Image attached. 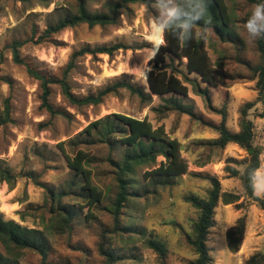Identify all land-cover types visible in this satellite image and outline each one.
I'll use <instances>...</instances> for the list:
<instances>
[{
  "label": "rangeland",
  "instance_id": "obj_1",
  "mask_svg": "<svg viewBox=\"0 0 264 264\" xmlns=\"http://www.w3.org/2000/svg\"><path fill=\"white\" fill-rule=\"evenodd\" d=\"M71 1L0 0V113L5 99L9 98L12 120L0 126V159L12 173L23 175L12 189L0 183V212L7 219L44 231L50 247L48 261L52 264H104L105 259L98 250L101 242L118 256L113 264H161L157 254L146 246L151 238L165 244L164 264H187L195 257L186 243V235L191 234L197 211L184 202V196L205 198L210 184L203 175H214L223 191L241 198L230 205L219 202L215 209L214 224L207 238L211 264H264V212L245 197L240 180L228 176L225 170L229 158L233 159L230 166L242 170L241 163L247 155L234 144L224 149L206 144L218 137L217 131L208 126L219 124L218 110H225L227 129L237 132L240 109L256 99L255 82L251 81L246 66H255L258 56L255 42L249 41L243 28L254 4L246 0H226L235 15L232 30L243 40L242 46L237 39L233 43L222 42L210 30L203 35L202 31L197 32L205 40L215 71V83L209 89L213 108L203 97L195 95L189 84H186L188 96L182 97V102L191 107L195 117L174 111L162 115L163 103L159 98L153 96L150 103H141L125 90L107 96L99 105L76 107L62 96L57 85H52L49 103L66 116L51 117L41 107L38 82L28 76L24 66L13 62L10 49L13 41L28 40L19 49L20 58L34 70L53 78H60L72 53L85 46L123 44L128 49L111 56L77 57L66 77L71 93L76 97L95 94L121 79L149 92L148 61L154 53L148 37L163 17L161 0H152L150 7L132 5L131 12L122 13L116 25L94 28L80 25L65 29L48 41L29 42L32 28L36 29V40L46 25L61 15L62 11L54 9ZM104 1L91 0L88 7L100 10ZM177 68L184 70L183 65ZM259 111L260 105L251 109L249 119L254 124V143L262 147L259 169H264V118L256 116ZM109 114L146 119L154 127L163 126L168 136L180 143L181 156L188 165L187 174L176 178L172 186L157 187L155 192L149 193H143L142 173L151 167L137 168L130 187L135 195L121 208L117 225L111 213L117 191L115 171L107 159L109 155L119 159L121 148L110 151L97 135L91 136L88 145L77 148L67 143L89 123ZM60 142L65 143L63 148L71 156L77 149L90 156L86 167L92 172V184L102 193L101 203L90 208L94 216L91 220H84L86 205L74 194L78 193L81 181L67 167L58 146ZM39 184L55 193H70L61 202L75 208L69 232L61 235L55 227H45L52 215L51 199L47 189ZM239 218H244V234L239 250L232 253L227 248L226 233L236 226ZM39 261V256L27 253L20 264H39Z\"/></svg>",
  "mask_w": 264,
  "mask_h": 264
},
{
  "label": "trees",
  "instance_id": "obj_2",
  "mask_svg": "<svg viewBox=\"0 0 264 264\" xmlns=\"http://www.w3.org/2000/svg\"><path fill=\"white\" fill-rule=\"evenodd\" d=\"M91 0H72L67 5L54 9L62 11L61 15L54 22L46 25L39 37L34 40L36 29L32 28V36L29 42L39 44L42 41H48L52 36L68 28H75L80 25H86L88 28L105 27L116 25L118 18L122 13H130L132 5L141 4L150 7L152 0H105L100 10H91L88 3ZM255 4L258 0H246ZM182 8L190 6V0H176ZM207 16L205 20H210L206 25L220 41L233 43L234 39L243 45V40L236 36L232 30L235 15L230 11L226 0H206ZM200 24L203 26L204 21ZM202 27L194 29L193 37L190 40H182L175 32V29H169L162 32L160 45L154 56L148 61L149 70L146 77L149 92L140 87L121 79L116 80L111 85H107L95 94H88L84 97H76L71 93L66 77L70 69L73 68V61L82 55H113L116 51L127 50L125 45L116 43L113 45H101L95 47L85 46L72 53L71 58L66 65L60 78L47 77L31 68L19 56V49L28 40L13 41L10 45L12 60L26 69L28 76L38 82L41 92V107L51 116L62 115L66 113L54 109L49 103L50 87L57 85L62 96L76 107L96 106L111 94H117L120 90L127 91L130 95L136 96L141 103H150L153 96L159 98L163 106L162 115L171 111L179 115H193L191 107L182 102V97L188 96V87L191 85L195 95L201 96L208 103L210 108L209 89L214 86V67L208 56L205 40L199 34ZM239 47V46H237ZM255 48L258 56V63L255 66L247 65L250 72L251 81L255 82L256 99L253 102H247L240 109L239 130L231 132L226 127V113L224 109L218 110L221 120L218 125H209L218 133V137L208 141V146L224 149L228 144H234L242 149L247 157L242 161V170H238L229 165L233 162L231 158L226 160L225 167L228 176L240 180L245 197L252 204L264 212V198L253 194L250 184L249 174L254 169H259L261 164L262 147L254 143L255 133L254 124L249 119V111L255 106L260 105V111L257 117L264 118V39L255 41ZM176 67H175V64ZM184 66L183 71H179L177 66ZM181 74V77L179 75ZM181 98V99H180ZM155 112H161L154 109ZM9 98L5 99L3 110L0 113V126L11 123ZM97 135L104 141L110 151L115 147L121 148L119 159L115 160L110 155L108 162L114 168L117 191L111 207V213L114 217L115 225L118 224V216L121 208L135 194L131 191L132 177L135 176L137 168L150 166L142 173L143 193L155 192L157 187L172 186L176 178L187 174L188 165L181 156V145L176 139H172L165 132L163 126L154 127L146 119H136L121 114H109L100 119L89 123L75 137L67 141L69 145L77 148L79 145H88L91 136ZM84 137L83 139H80ZM64 142L58 143V146L66 161L67 167L80 179L78 193H74L81 198L86 205V215L84 220H91L94 216L90 212L92 206H96L102 201V193L91 182L92 172L86 166L89 163V154L82 149H77L72 156L67 154L63 148ZM25 176V175H24ZM209 181L210 189L205 198L196 195L184 196V202L190 204L197 211V217L192 224L190 235H186V243L192 249L195 257L187 264H211V256L207 246V238L213 227L214 213L219 202L223 205L235 204L240 200V196L223 191L220 182L214 175H203ZM19 177L12 173L4 161L0 159V183H6L12 189ZM28 178H31L29 176ZM34 180V178H33ZM39 186L43 187V185ZM45 188V187H43ZM47 189V188H45ZM51 199L49 207L52 213L50 220L45 223V227L52 228L58 234L71 230V223L74 218L73 206L61 205L63 198L67 196L65 191L55 193L52 189H47ZM73 194V193H72ZM82 206V205H81ZM78 208V206H77ZM81 208L79 207L78 210ZM21 217V221H22ZM244 234V218H239L236 226L231 227L227 233V248L230 252L236 253L241 245ZM104 237V236H103ZM147 248L153 250L161 264H164L166 256L165 244L156 239L146 241ZM49 244L44 231L36 228H30L22 225L12 219H7L0 212V264H20L25 254H36L39 256V264H52L48 261ZM99 254L105 259L104 264H113L118 260V256L112 249H107L103 242L98 245ZM254 258L251 257V260Z\"/></svg>",
  "mask_w": 264,
  "mask_h": 264
},
{
  "label": "clouds",
  "instance_id": "obj_3",
  "mask_svg": "<svg viewBox=\"0 0 264 264\" xmlns=\"http://www.w3.org/2000/svg\"><path fill=\"white\" fill-rule=\"evenodd\" d=\"M163 17L157 23V28L162 32L175 29V32L182 40H190L193 37L194 29L202 27L201 35L208 31L206 25L210 20L207 16L206 0H190L188 8H182L176 4V0H161ZM204 21V25L200 24ZM243 28L250 42L264 39V0H258L245 21ZM253 194L264 196V169H254L249 174Z\"/></svg>",
  "mask_w": 264,
  "mask_h": 264
},
{
  "label": "bare ground",
  "instance_id": "obj_4",
  "mask_svg": "<svg viewBox=\"0 0 264 264\" xmlns=\"http://www.w3.org/2000/svg\"><path fill=\"white\" fill-rule=\"evenodd\" d=\"M148 40L153 44L152 52L154 53V50L159 47L161 42V31L157 27H153V32L148 37Z\"/></svg>",
  "mask_w": 264,
  "mask_h": 264
},
{
  "label": "water",
  "instance_id": "obj_5",
  "mask_svg": "<svg viewBox=\"0 0 264 264\" xmlns=\"http://www.w3.org/2000/svg\"><path fill=\"white\" fill-rule=\"evenodd\" d=\"M157 49H158V48H156V49L154 50V54L156 53ZM154 54H153V56H154ZM147 89H148V85H147ZM148 91H149V89H148Z\"/></svg>",
  "mask_w": 264,
  "mask_h": 264
}]
</instances>
